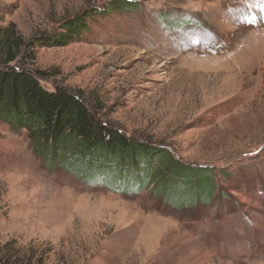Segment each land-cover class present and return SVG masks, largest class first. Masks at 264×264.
<instances>
[{
	"label": "rangeland",
	"instance_id": "1",
	"mask_svg": "<svg viewBox=\"0 0 264 264\" xmlns=\"http://www.w3.org/2000/svg\"><path fill=\"white\" fill-rule=\"evenodd\" d=\"M113 1L133 9L94 15L27 65L126 136L210 169L211 199L129 193L105 164V184H86L0 123V247L45 264H264V0H0V27L29 40Z\"/></svg>",
	"mask_w": 264,
	"mask_h": 264
},
{
	"label": "trees",
	"instance_id": "2",
	"mask_svg": "<svg viewBox=\"0 0 264 264\" xmlns=\"http://www.w3.org/2000/svg\"><path fill=\"white\" fill-rule=\"evenodd\" d=\"M130 2H110L102 9L83 11L65 19L54 33L23 39L13 24L0 27V123L13 132L25 131L34 154L47 169L62 168L86 184H105L102 165L128 175L129 193L149 189L175 207L210 201L214 192L212 172L180 162L97 118L81 92L59 85L47 89L46 71L33 69L34 51L40 47H65L88 32V21L106 11L131 10ZM104 166V165H103ZM114 188L119 191V186ZM127 192V190H126ZM180 208V207H179ZM8 242L0 247V264H45L25 256Z\"/></svg>",
	"mask_w": 264,
	"mask_h": 264
}]
</instances>
